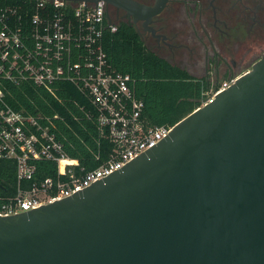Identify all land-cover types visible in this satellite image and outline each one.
<instances>
[{
    "label": "water",
    "instance_id": "water-1",
    "mask_svg": "<svg viewBox=\"0 0 264 264\" xmlns=\"http://www.w3.org/2000/svg\"><path fill=\"white\" fill-rule=\"evenodd\" d=\"M0 264H264V52L104 177L0 216Z\"/></svg>",
    "mask_w": 264,
    "mask_h": 264
},
{
    "label": "built area",
    "instance_id": "built-area-1",
    "mask_svg": "<svg viewBox=\"0 0 264 264\" xmlns=\"http://www.w3.org/2000/svg\"><path fill=\"white\" fill-rule=\"evenodd\" d=\"M116 28L104 0H0V158L14 161L17 177L16 192L0 195V216L38 207L92 183L172 130L176 122H148L134 77L109 61L104 33ZM236 77L207 90L199 106ZM24 82L58 100V91H76L80 98H70L72 105L96 124L98 137L111 143L108 157L84 169L67 155L51 130L57 113H33L9 100L11 85ZM39 159L55 161V173L37 177Z\"/></svg>",
    "mask_w": 264,
    "mask_h": 264
},
{
    "label": "trees",
    "instance_id": "trees-1",
    "mask_svg": "<svg viewBox=\"0 0 264 264\" xmlns=\"http://www.w3.org/2000/svg\"><path fill=\"white\" fill-rule=\"evenodd\" d=\"M104 48L116 70L134 77V90L143 100L141 114L151 124L177 122L201 104L211 86L218 84H207L204 78L190 75L146 48L138 33L124 23L118 24L114 31H105ZM11 88L13 98L9 100L15 108L58 114L53 118L51 130L61 140L67 155L77 158L84 169L94 168L108 157L111 143L107 138L98 137L96 124L72 105L70 98H80L76 91H58L61 98L58 100L44 88L26 82ZM36 165L37 177L53 175L56 171V162L50 159H39ZM16 184L14 161L0 158V195L14 194Z\"/></svg>",
    "mask_w": 264,
    "mask_h": 264
},
{
    "label": "flooded vegetation",
    "instance_id": "flooded-vegetation-1",
    "mask_svg": "<svg viewBox=\"0 0 264 264\" xmlns=\"http://www.w3.org/2000/svg\"><path fill=\"white\" fill-rule=\"evenodd\" d=\"M104 5L110 21L133 28L146 48L207 84L236 76L243 62L264 52V0H104Z\"/></svg>",
    "mask_w": 264,
    "mask_h": 264
},
{
    "label": "rangeland",
    "instance_id": "rangeland-1",
    "mask_svg": "<svg viewBox=\"0 0 264 264\" xmlns=\"http://www.w3.org/2000/svg\"><path fill=\"white\" fill-rule=\"evenodd\" d=\"M264 49V42L262 43V47H261V50H263ZM260 56V55H259ZM258 56V57H259ZM253 62H247V61H245V62H243L242 64H243V66L241 67V69H240V71H239V74H237L236 76H238V75H240L241 73H243V72H245L246 70H248V69H250L251 68V64H252ZM225 78H227V77H221V78H219L218 79V83H220L222 80H224ZM210 88H212V86L210 87ZM210 91V90H209Z\"/></svg>",
    "mask_w": 264,
    "mask_h": 264
}]
</instances>
